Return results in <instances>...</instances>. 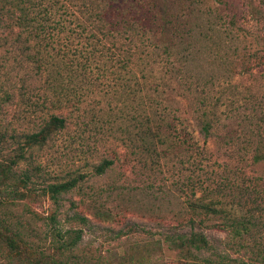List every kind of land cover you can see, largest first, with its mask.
<instances>
[{
    "label": "rangeland",
    "instance_id": "rangeland-1",
    "mask_svg": "<svg viewBox=\"0 0 264 264\" xmlns=\"http://www.w3.org/2000/svg\"><path fill=\"white\" fill-rule=\"evenodd\" d=\"M152 5L173 20L180 15L199 23L205 30L200 58L188 56L185 44L170 57L156 49L164 74L159 72L149 101L113 89L118 80L114 83L111 67L112 74L89 93L68 101L66 129L27 149L21 159L14 157L16 147L33 116L24 103L31 91L22 83L24 94L17 98L21 83L15 79L25 78L26 63L15 59L9 45L0 46V122L8 127L0 164L17 177L27 170L26 187L32 189L8 204L7 214L25 224L34 244L49 255L54 250L53 264H206L205 257L217 250L235 257L233 264L241 259L264 264L247 259L251 244H237L241 240L226 235L213 219L200 228L210 240L207 247L167 240L191 229L186 199L193 181L200 192L216 193L226 214L253 221L247 242L264 243V0H152ZM81 84L85 89L86 82ZM37 87L32 96H39ZM169 108L178 109V130L161 129L157 137L156 124ZM198 108L213 117L207 133ZM192 136L200 151L191 148ZM103 159L112 163L97 174L94 168ZM72 177L75 187L56 202L43 193L46 184ZM5 186L0 196L14 192ZM57 230H70L68 237L80 232L76 246L53 248ZM2 257L0 264H8Z\"/></svg>",
    "mask_w": 264,
    "mask_h": 264
},
{
    "label": "trees",
    "instance_id": "trees-1",
    "mask_svg": "<svg viewBox=\"0 0 264 264\" xmlns=\"http://www.w3.org/2000/svg\"><path fill=\"white\" fill-rule=\"evenodd\" d=\"M190 20L180 15L173 20L168 12H158L152 0H0V46L9 45L15 51V59L26 63L25 78L15 79L21 83L15 96L23 97L24 93L20 92L22 83L31 91L24 101L33 116L31 125L20 133L23 139L18 141V154L14 157L23 158L27 149L45 144L51 134L66 129L67 116L63 112L68 107V101L89 93V88L94 87L101 77L112 74L108 73L111 67L116 68L114 83L118 80L113 89L125 95L137 92L141 100L149 101L152 92H155L159 72H163L154 59L156 49L159 51L156 53L170 57L179 53V47L185 44L184 49L189 51L187 55L191 58H200L199 52L204 53L205 30L199 29V23ZM195 42L201 46L196 50L193 49ZM82 82H86L85 89ZM36 84L41 92L39 96H32ZM150 87L152 91H149ZM186 90L189 94L188 86ZM141 100L140 103L143 102ZM52 108L59 109V114L48 111ZM177 110L169 108L158 121L157 137L161 129L178 130ZM36 112L42 114L38 116ZM198 113L201 128L207 133L212 127L213 117L205 108H198ZM168 114L169 117H166ZM146 129H149L148 125ZM7 132V125L0 122V141L5 140ZM192 140L191 148L200 151L193 136ZM16 161L11 159L10 162L15 165ZM111 163V159H103L94 172L102 173ZM21 173L22 176L17 177L8 166L0 164V186L14 188L11 195L0 196V255L3 254L8 264L14 263V260L17 264L58 263L52 255L54 250L49 255L44 248L34 244L25 224L20 219L13 221L7 214L8 204L15 205L18 198H25L32 191L26 187L30 177L28 171ZM189 184L186 207L190 211L188 224L191 229L167 240L195 249L207 247L210 240L200 228L213 219L214 225L226 235L241 240L236 241L237 244L242 247L251 244L247 259L256 258L264 263V243L254 241L253 244L246 239L253 221L244 215L226 214L216 193L200 192L193 181ZM19 185L26 190L18 189ZM75 185L76 179L72 177L46 184L43 193L49 194L56 202L60 194ZM8 197L13 198L6 199ZM78 219L84 220L80 216ZM56 232L59 243L53 247L55 249L58 246L73 248L80 239V232L76 230L71 237L66 236L70 230ZM234 261L235 257L219 250L205 257L206 264H233ZM238 261L244 264L242 259Z\"/></svg>",
    "mask_w": 264,
    "mask_h": 264
}]
</instances>
